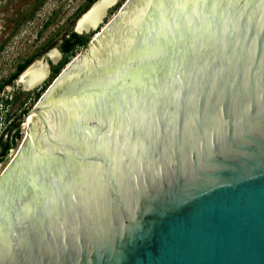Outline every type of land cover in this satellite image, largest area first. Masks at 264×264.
I'll return each instance as SVG.
<instances>
[{
    "label": "water",
    "instance_id": "95a60500",
    "mask_svg": "<svg viewBox=\"0 0 264 264\" xmlns=\"http://www.w3.org/2000/svg\"><path fill=\"white\" fill-rule=\"evenodd\" d=\"M95 34L9 138L0 264H264V0H125Z\"/></svg>",
    "mask_w": 264,
    "mask_h": 264
},
{
    "label": "rangeland",
    "instance_id": "374dc122",
    "mask_svg": "<svg viewBox=\"0 0 264 264\" xmlns=\"http://www.w3.org/2000/svg\"><path fill=\"white\" fill-rule=\"evenodd\" d=\"M97 1L0 0V85L9 79L19 64L30 58H33L30 65L41 63L48 71L43 83L31 90H26L15 80L3 88L0 93V142L9 141L10 126L21 122L27 110L36 103V92L54 80L52 70L65 58L60 50L63 36L74 31L79 17ZM124 1L116 0L106 10L95 31L76 34L85 38L87 43L91 42L95 33L117 13ZM83 49L84 46L76 47L69 62ZM25 130L17 131L19 138L14 141L13 148L0 159V175L16 154Z\"/></svg>",
    "mask_w": 264,
    "mask_h": 264
},
{
    "label": "trees",
    "instance_id": "16d2710c",
    "mask_svg": "<svg viewBox=\"0 0 264 264\" xmlns=\"http://www.w3.org/2000/svg\"><path fill=\"white\" fill-rule=\"evenodd\" d=\"M91 1L92 0H89V2H91ZM86 43H87V40H85V38L78 36L77 34L73 33L72 31L70 33H68L66 36H63V38L61 40L60 50H61V53L64 55L65 58L63 61H61L59 63V65L57 67H55L52 70V78L53 79L60 73V71L64 68V66L69 63V60H70L69 58L74 57L75 48L76 47H83ZM32 61H33V58H30V59L24 61L23 63L19 64L16 67L15 72L9 77V79L0 85V93L3 90V88L6 85L11 84L30 65V63ZM46 88H47L46 86H43L38 92H36V94H35L36 100L41 96V94L43 93V91ZM6 104L8 105L7 101H6ZM24 113H25V111H24ZM19 124L20 123H13L10 126V130L16 129L19 126ZM18 138H19V132H15L14 137L12 138L13 144H14V141ZM8 147H9V141H7L6 145L3 147L0 156L7 153Z\"/></svg>",
    "mask_w": 264,
    "mask_h": 264
},
{
    "label": "bare ground",
    "instance_id": "6f19581e",
    "mask_svg": "<svg viewBox=\"0 0 264 264\" xmlns=\"http://www.w3.org/2000/svg\"><path fill=\"white\" fill-rule=\"evenodd\" d=\"M116 0H101L97 2L94 7L85 14L77 23L76 30L78 33L88 31L89 29H95L103 20L106 10L112 6ZM48 74L46 66L41 63L35 65L21 78L23 87L26 90L35 88L38 83L43 81ZM31 115L28 116L30 118ZM27 118V119H28ZM12 156V155H11Z\"/></svg>",
    "mask_w": 264,
    "mask_h": 264
},
{
    "label": "flooded vegetation",
    "instance_id": "af4514ba",
    "mask_svg": "<svg viewBox=\"0 0 264 264\" xmlns=\"http://www.w3.org/2000/svg\"><path fill=\"white\" fill-rule=\"evenodd\" d=\"M76 22H77V21H76ZM75 24H76V23H75ZM73 33L76 34L75 31H73ZM84 46H85V45H84ZM13 131H14V130L10 131L11 133L9 132L8 134L11 136V134H12ZM9 135H8V136H9ZM7 141H8V140H3L2 142H0V154H1V152H2L3 147L6 145ZM12 148H13V147L9 145L8 150H7V153H5V154H3L2 156H0V159L3 158V157H5V156L8 154L9 150H11Z\"/></svg>",
    "mask_w": 264,
    "mask_h": 264
}]
</instances>
